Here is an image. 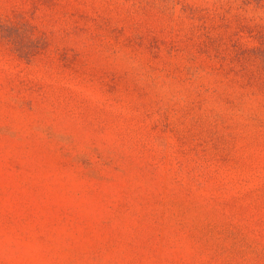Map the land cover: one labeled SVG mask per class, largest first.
Wrapping results in <instances>:
<instances>
[{
	"label": "rangeland",
	"instance_id": "374dc122",
	"mask_svg": "<svg viewBox=\"0 0 264 264\" xmlns=\"http://www.w3.org/2000/svg\"><path fill=\"white\" fill-rule=\"evenodd\" d=\"M32 213L84 264H264V0H0V217Z\"/></svg>",
	"mask_w": 264,
	"mask_h": 264
},
{
	"label": "crops",
	"instance_id": "0c3cea01",
	"mask_svg": "<svg viewBox=\"0 0 264 264\" xmlns=\"http://www.w3.org/2000/svg\"><path fill=\"white\" fill-rule=\"evenodd\" d=\"M0 223L11 230L0 232V264H84L83 249L75 252L77 235L58 229L54 220L38 214H7Z\"/></svg>",
	"mask_w": 264,
	"mask_h": 264
}]
</instances>
